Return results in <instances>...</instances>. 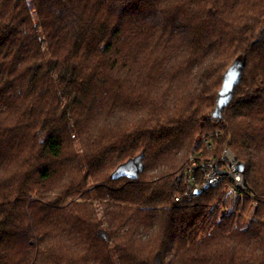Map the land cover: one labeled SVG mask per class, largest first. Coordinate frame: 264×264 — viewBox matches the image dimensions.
Segmentation results:
<instances>
[{
  "label": "trees",
  "instance_id": "1",
  "mask_svg": "<svg viewBox=\"0 0 264 264\" xmlns=\"http://www.w3.org/2000/svg\"><path fill=\"white\" fill-rule=\"evenodd\" d=\"M0 264H264V0H0Z\"/></svg>",
  "mask_w": 264,
  "mask_h": 264
},
{
  "label": "built area",
  "instance_id": "2",
  "mask_svg": "<svg viewBox=\"0 0 264 264\" xmlns=\"http://www.w3.org/2000/svg\"><path fill=\"white\" fill-rule=\"evenodd\" d=\"M218 135L219 132L216 133V136ZM199 144L200 142L196 143L186 167L176 176L175 183L183 189L184 196L188 198L196 191H202L205 186L208 188L222 186L218 198L222 210L230 212L246 200H250L256 206L255 195L246 184L244 172L238 170V161L231 150L225 147L220 158H205L195 152ZM201 144L206 146L208 151L216 148L215 142L208 136L202 138ZM176 200L181 201V197H176Z\"/></svg>",
  "mask_w": 264,
  "mask_h": 264
},
{
  "label": "water",
  "instance_id": "3",
  "mask_svg": "<svg viewBox=\"0 0 264 264\" xmlns=\"http://www.w3.org/2000/svg\"><path fill=\"white\" fill-rule=\"evenodd\" d=\"M222 108V106H220V109ZM137 161H130L122 166H120L117 171L115 172L114 174V178H119V177H122V176H126V177H131V172H136V171H139L141 170V164H136ZM238 170L240 172H244L245 171V165L242 164V163H238ZM137 172L135 174V176L137 177ZM204 189H208V186H205ZM202 191H196L195 192V195H198L200 194Z\"/></svg>",
  "mask_w": 264,
  "mask_h": 264
},
{
  "label": "rangeland",
  "instance_id": "4",
  "mask_svg": "<svg viewBox=\"0 0 264 264\" xmlns=\"http://www.w3.org/2000/svg\"><path fill=\"white\" fill-rule=\"evenodd\" d=\"M229 78V77H228ZM234 81V77L232 76V78L231 79H229L228 81H227V86H225V88H224V95L226 96V95H228V90H230L231 89V86H232V82ZM218 200V199H217ZM216 200V204L218 203V201ZM94 204H95V206H96V208L98 209V211L100 212L101 211V206H100V202L99 201H95L94 202ZM253 204V203H252ZM257 206V205H256ZM254 204L252 205V208H254V207H256ZM242 208V207H241ZM235 228H237V222H236V224H235Z\"/></svg>",
  "mask_w": 264,
  "mask_h": 264
}]
</instances>
